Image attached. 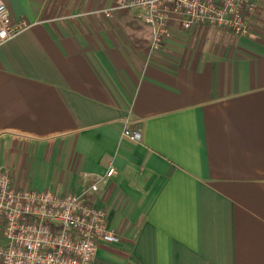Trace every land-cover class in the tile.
<instances>
[{
    "label": "crops",
    "instance_id": "0c3cea01",
    "mask_svg": "<svg viewBox=\"0 0 264 264\" xmlns=\"http://www.w3.org/2000/svg\"><path fill=\"white\" fill-rule=\"evenodd\" d=\"M0 1L28 23L0 44V164L61 195L116 168L94 264H264V0L248 36L175 24L158 51L140 9L94 13L115 0Z\"/></svg>",
    "mask_w": 264,
    "mask_h": 264
},
{
    "label": "built area",
    "instance_id": "2783aa9c",
    "mask_svg": "<svg viewBox=\"0 0 264 264\" xmlns=\"http://www.w3.org/2000/svg\"><path fill=\"white\" fill-rule=\"evenodd\" d=\"M259 0H115L94 13L110 17L117 10L140 9L138 16L152 29L150 48L160 50L171 37L173 25L190 30L211 25L239 36L252 32ZM28 26L16 21L0 1V44ZM131 140L140 132L126 129ZM117 170L110 166L82 193L64 195L48 189L18 188L10 172L0 164V264H94L102 243L116 244L119 233L108 226L107 211L97 206L91 193L100 191Z\"/></svg>",
    "mask_w": 264,
    "mask_h": 264
},
{
    "label": "rangeland",
    "instance_id": "374dc122",
    "mask_svg": "<svg viewBox=\"0 0 264 264\" xmlns=\"http://www.w3.org/2000/svg\"><path fill=\"white\" fill-rule=\"evenodd\" d=\"M114 2H115V1H114ZM103 9H106V8H103ZM97 10H98V9H97ZM141 11H142V10H140V12H141ZM110 17H112V16H110ZM110 17H105V16H102V15H101V19H102V20H106V21H107V20H110V19H109ZM104 22H105V21H104Z\"/></svg>",
    "mask_w": 264,
    "mask_h": 264
}]
</instances>
